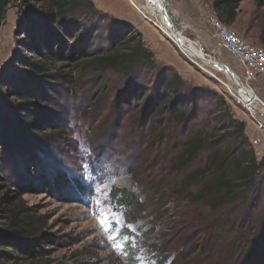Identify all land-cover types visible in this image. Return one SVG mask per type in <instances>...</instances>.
Returning a JSON list of instances; mask_svg holds the SVG:
<instances>
[{"label": "rangeland", "instance_id": "rangeland-1", "mask_svg": "<svg viewBox=\"0 0 264 264\" xmlns=\"http://www.w3.org/2000/svg\"><path fill=\"white\" fill-rule=\"evenodd\" d=\"M91 1L95 10L88 16H84L82 11L62 22L64 27L80 26L84 23L83 31H86L84 38L76 44L73 54L69 46L70 40L62 37L66 46L57 58V63L64 72L75 65L74 61L67 58L71 54L77 55L95 49L105 51L109 46L111 30L124 32V37L132 32L139 34L143 46L153 53L152 61L148 65L142 62L131 75L108 71L97 77L98 73L94 70L83 72L69 86H65L67 90L58 85H48L44 88L27 74L12 72L10 89L17 93L16 95L45 94L46 91L51 94L52 103H44L46 109H41V116H35L41 126L38 130L51 132V136L45 139L38 137L32 134V131L38 132L35 127L32 129L22 125L8 104L10 99L16 100V97L3 96L0 88V208L4 206V202L11 207L19 204L34 217H40L38 224L41 227V238H36L30 245H27L28 242L19 245L28 254L24 257L35 262L159 264L155 246L160 245L159 237L164 231H161L160 223H156L155 213L150 212L152 206H147L145 211H140L128 222L124 215L125 206L120 201L128 192L134 193L138 200L144 201V192H141L142 184L138 183L139 180H152L159 186L165 175L169 174L168 171L164 174L154 172L140 163L136 165L137 171L130 174L124 166L125 154L126 160L131 156L140 160L142 156L137 153H143L146 158L151 156L154 161L159 159L160 155L162 157L160 135L157 138L154 135L158 130L155 122L157 119L156 116L153 117V126L147 125L148 117L139 118L135 122L131 120L134 115L132 111L126 114V119L120 123L122 111L127 112L130 105L120 104L122 101L117 98L124 97L128 88L132 93L139 91L130 87L132 82L149 86L147 82L153 81L155 77L160 78V73H176L188 89L197 91L196 114L193 119L188 120L190 127L193 124L194 129L202 132L214 130L219 136L222 131L218 127V116L222 102L226 103L234 118L245 122L247 137L253 127L247 116L233 105L227 95L223 83L229 84L231 81L227 79L226 74L194 59L178 44L177 47L170 33L148 13L145 0H130L133 2L131 4L128 0H120L116 8L118 15L108 10L110 0ZM30 5L40 12L39 0H30ZM159 5L161 9V0ZM166 9L174 28L182 31L183 36L195 43L201 54L220 61L235 73L239 71L237 60L222 46L215 30L208 23L209 16L216 17L210 0H168ZM18 14L17 8H9L0 27V76L15 64L10 60L16 51L15 30L19 24ZM35 14L33 16H36ZM262 22L261 10L257 9L253 0H245L239 4L235 21L227 26L252 45L262 46L258 38ZM55 27L54 24L46 22L35 24V30H39L40 37L46 35L50 46L57 42L52 32ZM57 50L55 47V53ZM252 86L258 97L264 101V77L256 79ZM215 95L220 98L221 103L214 100ZM102 96L105 97L104 100L98 103ZM135 106L134 100V110ZM151 109L153 108L148 104V111L151 112ZM254 130L256 131L255 128ZM261 135L253 142L248 140L258 158L264 157V148H257L263 144L264 136L262 133ZM164 136H167L165 132ZM135 146H139V150L130 153L129 148ZM82 148L90 152L94 148L103 150V158L112 156L114 163L101 160V164L91 171L89 181H82L81 165L87 162L83 159L86 152L82 151ZM164 152L166 153V149ZM206 154L202 151L196 155L188 163L187 169L201 166ZM90 165L93 169V165ZM64 178L70 183L71 180L82 182L86 191L73 197L65 194L63 188L60 186L58 189L57 186L58 182L61 185ZM88 184L93 186L92 190ZM115 190L117 193L114 194ZM5 192L8 195L7 200L2 199ZM261 194L264 203V191ZM174 199L173 202L157 206L159 217L164 212L172 215L171 218L176 224L175 229L170 230L172 234L202 230L195 218L198 216V219L203 220V217L208 215L207 210L203 207H187L184 198L179 201ZM146 202L148 203L147 197ZM228 212L224 210V214L229 215ZM252 212L256 217L259 210L256 208ZM129 231L131 235H128ZM148 233L151 235L145 238ZM107 236L116 237L113 243L119 244V249L114 250L110 246ZM251 246L248 245L247 250H251Z\"/></svg>", "mask_w": 264, "mask_h": 264}, {"label": "trees", "instance_id": "trees-1", "mask_svg": "<svg viewBox=\"0 0 264 264\" xmlns=\"http://www.w3.org/2000/svg\"><path fill=\"white\" fill-rule=\"evenodd\" d=\"M210 1L216 18L227 26L235 21L239 4L245 0ZM253 1L257 9L263 13L258 38L264 47V0ZM39 2L40 12L33 9L30 0H0V27L9 8L15 7L19 13L18 29L15 30L16 51L10 60L15 63L12 68L14 70L8 69L0 76V88L3 96L7 98L15 96L18 100L15 102L16 100L10 99L8 104L20 123L32 129L35 127L37 130L41 126L35 116H41V109H46L44 103H52L51 94L46 91L45 94L16 95L17 93L10 89L12 72L27 74L44 88L48 85H58L67 90L65 86H69L83 72L94 70L98 73L97 77L108 71L131 75L139 64L143 62L148 65L153 57V53L143 46L139 34L132 32L124 37V32L117 33L118 30L109 32V46L105 51L95 49L72 55L76 44L86 33L83 31L84 23L80 26L64 27L62 22L82 11L84 16H88L95 10L93 1L39 0ZM38 22L56 26L52 32L57 42L52 46L48 45L46 35L40 37L39 30H35V24ZM62 37L70 40L72 54L67 58L75 62L67 72H64L57 63V58L66 46V41ZM55 47L58 49L57 53L54 51ZM159 75L160 78L155 77L153 81L147 82L149 86L132 82L130 87L139 91L132 93L128 88L124 97L117 98L118 101H122L120 104L130 105L127 112L122 111L119 122H124L126 114L134 111L131 120L136 122L139 118L148 117L147 125L153 126V117L156 116L158 130L154 135L156 138L160 135L159 142L162 143V157L160 155L156 161L151 160V156L144 157L143 153H137L142 156L140 160L133 156L126 160L125 154L124 166L128 173L137 171L138 163L146 165L154 172L163 174L166 173L165 171L169 172L161 184H158L159 186H156L152 180H139L138 183L142 184L141 192H144L142 194L144 201L138 200L134 193L129 192L121 197L120 201L125 206L126 220L132 221L137 213L145 211L147 206H152L149 211L155 213L156 223L159 222L161 231H164L159 237L160 245L155 246L159 264H197L198 262L199 264H264V203L261 194L264 191V157L258 158L254 148L249 144L245 134V122L234 118L226 103L222 102L218 116L220 118L218 127L222 131L219 136L214 130L202 132L194 129L193 124L190 127L188 120L193 119L196 114L197 91L188 89L176 73L163 72ZM104 98L102 96L98 103ZM134 100L135 110L132 108ZM214 100L221 103L217 95ZM148 104L153 108L151 112L148 111ZM164 132L167 136H164ZM50 133L42 132V129L38 132L32 131V134L44 139L50 137ZM138 147H130L129 152L139 150ZM97 148H94L90 154H83L84 161L87 160L92 164L93 169L101 164V160L114 163L112 156L103 158V150ZM110 149L112 148H108ZM202 151L207 153L204 163L197 168L187 169L188 163ZM99 172L101 173V170ZM149 178L151 179L150 176ZM57 186L58 189L61 186L63 192L72 197L75 194L82 195L86 191L82 182L71 180L70 183L66 178L62 179L61 185L58 182ZM115 193L117 190L114 191ZM3 195L2 199L7 200V193ZM181 198L187 201V207H203L207 210L208 215L204 216L203 220L198 219V216L195 218L202 229L198 230L199 232L188 230L172 234L170 230L176 227L172 215L164 212L159 217L157 206L173 202V199L179 201ZM256 208L259 212L254 217L252 210ZM224 210L229 211V215L224 214ZM39 220L40 217H34L21 205L11 207L4 202V206L0 208V264H42L24 257L28 254L19 246L23 242H28L27 245H30L36 238H41ZM150 235L151 233L145 234V238ZM250 244L252 248L247 250Z\"/></svg>", "mask_w": 264, "mask_h": 264}, {"label": "built area", "instance_id": "built-area-1", "mask_svg": "<svg viewBox=\"0 0 264 264\" xmlns=\"http://www.w3.org/2000/svg\"><path fill=\"white\" fill-rule=\"evenodd\" d=\"M208 23L239 66L235 76L238 83H223L226 93L233 105L247 116L252 127L264 136V101L258 97L252 86L256 79L264 77V47L252 45L214 16L208 17ZM1 45L0 35V47ZM262 146L264 148V138Z\"/></svg>", "mask_w": 264, "mask_h": 264}, {"label": "bare ground", "instance_id": "bare-ground-1", "mask_svg": "<svg viewBox=\"0 0 264 264\" xmlns=\"http://www.w3.org/2000/svg\"><path fill=\"white\" fill-rule=\"evenodd\" d=\"M159 4H160V0H145V5H146V8L148 10V13L151 15V17H153V19L160 22L163 29L167 30L170 33V35L175 40L176 44H178L184 51H186L194 59H197V60H199L205 64L213 66L217 70L222 71L223 73L226 74V77L229 81L236 84V82L238 80L235 77L236 73L234 71L230 70L233 73V76H230L226 72V70L223 67V64L220 61H217L212 57H208L205 54H201L197 50L195 43L191 42L189 39H187L185 36L182 35V33H181L182 31L180 32V31L176 30L175 28L173 29V28H171V26H169L170 24H168V22L164 19V16L161 12ZM148 19H150V18L148 17ZM150 21H152V20L150 19ZM154 24H156V23L154 22ZM157 27L159 28L158 25H157ZM172 42H174V41L172 40Z\"/></svg>", "mask_w": 264, "mask_h": 264}, {"label": "snow or ice", "instance_id": "snow-or-ice-1", "mask_svg": "<svg viewBox=\"0 0 264 264\" xmlns=\"http://www.w3.org/2000/svg\"><path fill=\"white\" fill-rule=\"evenodd\" d=\"M82 151L90 154V150H87V149H84L82 148ZM81 168H82V174L80 176V179L82 181H89L90 179V174H91V171H93L94 169H92V166L90 164H88L87 162H85L84 164L81 165ZM88 187L90 190L93 189V186L91 184H88ZM105 231H108V230H105ZM128 235H131V232L129 231L128 232ZM107 239L109 240L110 242V246L114 249V250H117L119 249L120 245L119 244H116V243H113V241L116 239V237H112V236H107Z\"/></svg>", "mask_w": 264, "mask_h": 264}, {"label": "crops", "instance_id": "crops-1", "mask_svg": "<svg viewBox=\"0 0 264 264\" xmlns=\"http://www.w3.org/2000/svg\"><path fill=\"white\" fill-rule=\"evenodd\" d=\"M111 2H109V7L110 8H108V10L110 11V12H112V13H115V14H117V11H116V8H118L117 6H119V1L120 0H110ZM128 2L131 4V3H133V2H131L130 0H128ZM118 15V14H117ZM251 132H250V134H249V140L251 141V142H253L254 140H256V138L257 137H260V136H262L261 135V132L259 133L257 130L255 131L254 130V128H252L251 130H250ZM263 140V139H262ZM260 147H263V146H257V148H260Z\"/></svg>", "mask_w": 264, "mask_h": 264}, {"label": "water", "instance_id": "water-1", "mask_svg": "<svg viewBox=\"0 0 264 264\" xmlns=\"http://www.w3.org/2000/svg\"><path fill=\"white\" fill-rule=\"evenodd\" d=\"M167 1H168V0H161V12H162V14H163V16H164V19L168 22V24H170L171 28L174 29V26H173V24H172V22H171V19H170L169 15H168V12H167V9H166ZM174 43H175V42H174ZM175 44H176V43H175ZM176 45H177V44H176ZM177 47H178V45H177ZM223 67H224V69L226 70V72H227L230 76H233V73L230 71V69H229L226 65L223 64Z\"/></svg>", "mask_w": 264, "mask_h": 264}]
</instances>
